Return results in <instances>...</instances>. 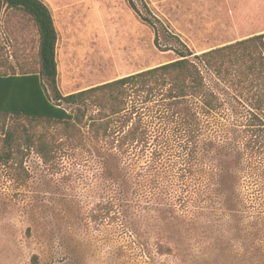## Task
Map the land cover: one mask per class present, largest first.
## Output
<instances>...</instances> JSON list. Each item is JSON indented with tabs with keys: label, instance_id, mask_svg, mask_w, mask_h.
Returning <instances> with one entry per match:
<instances>
[{
	"label": "rangeland",
	"instance_id": "1",
	"mask_svg": "<svg viewBox=\"0 0 264 264\" xmlns=\"http://www.w3.org/2000/svg\"><path fill=\"white\" fill-rule=\"evenodd\" d=\"M43 1L57 34L62 94L172 60L178 50L197 54L264 30V0ZM9 11L0 3V21L13 14L21 29H0L8 72L36 71L37 31ZM85 106L74 135L62 123L40 120L31 128L0 116V264H31L33 254L42 264H264V209L256 201L247 204L239 190L234 210L220 208L219 195L203 192L195 163L185 176L191 188L169 186L161 172L172 166L170 154L156 166L157 189L144 192L137 147L126 154L95 140L87 122L96 110ZM9 127L18 139L7 155ZM23 127L42 133L44 153L21 138Z\"/></svg>",
	"mask_w": 264,
	"mask_h": 264
},
{
	"label": "trees",
	"instance_id": "2",
	"mask_svg": "<svg viewBox=\"0 0 264 264\" xmlns=\"http://www.w3.org/2000/svg\"><path fill=\"white\" fill-rule=\"evenodd\" d=\"M0 3L34 26L38 60L36 71L9 73L0 44L1 117L25 119L31 128L40 120L54 121L74 135L86 115L85 105H92L96 111L87 125L95 140L104 139L109 148L126 154L137 147L135 156L142 159L138 187L144 192L154 193L159 184L155 174L161 173L169 186L191 188L185 176L197 164L203 192L219 195L220 208L234 210L242 190L243 201H256L264 209V31L197 54L178 50L172 60L62 94L57 86V34L48 6L42 0ZM11 15L4 23L14 21ZM201 66L220 88L206 80ZM64 104L73 107L68 110ZM23 131L21 138L44 153L42 133ZM163 132L168 139L158 138ZM17 136L15 127L5 130L7 155ZM160 144L167 146L162 150ZM164 154L174 160L160 173L156 166ZM30 263L42 264L36 254Z\"/></svg>",
	"mask_w": 264,
	"mask_h": 264
},
{
	"label": "crops",
	"instance_id": "3",
	"mask_svg": "<svg viewBox=\"0 0 264 264\" xmlns=\"http://www.w3.org/2000/svg\"><path fill=\"white\" fill-rule=\"evenodd\" d=\"M43 1V0H42ZM44 2V1H43ZM204 2H206V3H211V2H213V3H215V4H223V5H230L231 3H244V2H248V0H204ZM45 3V2H44ZM14 20V19H13ZM2 24H3V26H6V28L8 29V31H14L16 28H15V23H14V21L12 22V21H9L8 23H2L1 21H0V29L2 28ZM4 24H6V25H4ZM264 31V30H263ZM258 33V32H257ZM12 38H10V40H11ZM238 39H240V38H238ZM12 41H14V39H12ZM234 41V40H233ZM229 42H232V41H228V42H223V43H221L220 45H222V44H226V43H229ZM17 62L19 63V64H21L22 63V61L21 60H17ZM14 64L16 63V62H13Z\"/></svg>",
	"mask_w": 264,
	"mask_h": 264
}]
</instances>
